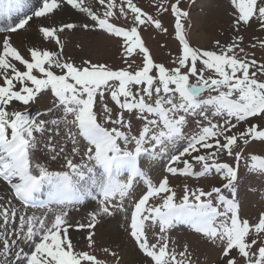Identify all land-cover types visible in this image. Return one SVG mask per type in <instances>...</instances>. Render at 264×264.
Here are the masks:
<instances>
[{
  "label": "snow or ice",
  "instance_id": "obj_1",
  "mask_svg": "<svg viewBox=\"0 0 264 264\" xmlns=\"http://www.w3.org/2000/svg\"><path fill=\"white\" fill-rule=\"evenodd\" d=\"M180 2L156 0L158 16L170 11L175 18L180 48L169 67L154 61L141 38L142 28H167L134 0H40L30 14L29 0H0V17H19L0 38V182L20 204L0 203V264H106L94 251L78 249L69 229H93L99 217L117 212L130 219L127 230L146 264H189L187 245L177 253L169 244L167 233L180 225L220 248L222 264H264V213L250 223L236 199L242 161L249 172L264 175V154L244 151L264 143V125L253 122H264V62L253 51L264 49V39L246 50L241 35L253 21L264 31V0H230L232 35L210 50L191 46L183 23L189 14ZM65 6L91 21L79 25L84 30L122 38L127 66L65 58L60 33L75 29L73 22L39 27L56 49L33 46L26 56L14 46L11 34L34 18L53 19ZM121 18L123 25L114 22ZM133 53L142 54V64L130 71ZM49 93L50 106L33 115L30 105ZM61 136L70 151L56 139ZM41 143L52 160H63L62 170L33 163ZM224 155L234 165L222 162ZM165 156L169 174L200 178L214 170L225 182L208 191L185 184L177 201L167 176L153 183L149 175ZM141 183V195L125 207ZM88 200L97 202L91 223L70 224V208ZM86 241L93 249L94 232Z\"/></svg>",
  "mask_w": 264,
  "mask_h": 264
},
{
  "label": "rangeland",
  "instance_id": "obj_2",
  "mask_svg": "<svg viewBox=\"0 0 264 264\" xmlns=\"http://www.w3.org/2000/svg\"><path fill=\"white\" fill-rule=\"evenodd\" d=\"M39 1L40 0H30L29 4L31 5L29 7H33ZM116 2L119 3V0H116ZM134 2L149 14L158 16L156 12V0H134ZM173 2H175V0H168L169 4ZM94 3L95 0H85V4L91 5ZM179 7L184 11H187L189 14L183 23L186 31V38L191 46L210 50L214 47L215 41L220 40L221 42H224L232 35V22L235 10L231 5L230 0H181ZM26 13H29V9ZM158 18L161 19L163 27L167 28V32L165 33L160 30H155L153 27L142 28V40L145 46L149 49L155 62L163 63L166 66L171 67V61L180 48V45L174 40V38H176L174 31L175 18L170 11L163 15H159ZM68 22L76 23L77 27L73 30L66 29L63 33H60V39L64 44L63 54L65 58H71L77 64L83 60H90L93 63H104L113 69L125 68L127 66L123 57L122 38L112 37L102 31H86L79 27L81 23H91V21L87 20L82 13L71 9L70 6H65L63 12L54 14L53 19L34 18L33 21H30L28 28L33 30L29 32L36 34V38L38 39L34 44L25 42L23 49H25V52L27 48L33 46L49 50L56 49L57 46L54 41H46L42 38V34L39 33V27L48 25L59 26L61 23ZM114 22L118 25L124 24L123 18ZM252 23V27L248 28L247 31L241 32V35L244 36L242 46H245L246 50L251 48V44L256 42L257 38L264 39V31L259 29L255 21ZM3 33L4 31L0 34ZM253 51H255L256 58L259 61L264 62V49L257 47V49H254ZM127 59L129 62H132L133 60L135 61L133 68L129 69L130 71L135 70L138 65L142 64V54L137 55L136 53H133V55ZM51 102L52 97L50 93L48 95H42L38 98L36 103L30 105L29 111L33 115L37 111H44L50 106ZM105 103L115 110L114 102L110 100V97L106 96ZM13 107H19V104H14ZM98 108L99 105H97V109ZM253 122L264 125V122L259 120H254ZM137 123V121H134V125ZM106 126L110 127V125ZM57 140L62 144H67V150H71V143L64 141L62 136L58 137ZM244 151L246 154H264V143L258 141L252 142L248 146H245ZM35 153H37L42 160L40 164L46 166L49 170H62L63 160H52L49 152L45 150L43 143L37 146V149L32 153V157ZM167 159V156L160 158L158 163L154 164L148 171L153 183H158L164 176L168 177L169 185L177 194V201H179L183 195L185 184H187L190 189L202 187L208 191L214 186L221 187L225 182L220 178V174L215 173L214 170L212 173L208 174V176L200 178L169 174L165 169ZM221 161L234 165L233 157H228L227 155L222 156ZM199 167V165H196L194 170L198 171ZM0 186L2 185L0 184ZM139 187L140 186H138L132 194V199L126 200L127 204H125V207H130L133 202L132 200L141 194ZM223 191L226 196L231 198V194L227 190ZM236 199L239 203V214L241 218L248 219L250 223L257 222L260 214L264 213V175L249 172V170L244 167L243 161L239 168ZM150 203L159 204L161 201L159 199H153L150 200ZM83 216L84 211L77 217ZM75 220L71 221V219H68V222L75 223ZM127 222L128 219L125 214L117 212L114 214L113 220L104 221L100 225H96V227H100L107 233V235L109 233L107 230L110 229L111 226L115 227L121 232V236L124 237L122 246L131 247V244L128 241V235H124L126 233L125 227L128 225ZM96 227L92 230H95ZM155 230L157 231V229ZM119 232H115L117 238ZM88 233L89 231L73 232L69 230V236L78 249L94 251L99 259L106 260L104 257L106 253L103 251L104 247H101L102 245L97 246L96 243L93 249L88 248L86 241ZM112 233L113 232H111L109 236ZM148 235L149 239L152 240V232H149ZM167 235L170 248L174 247L177 253L183 251L184 246L187 245L189 253L187 259L189 264H222L220 248L203 239L199 234L195 233L186 225H180L169 230ZM105 239L107 242L109 239L108 236ZM135 248L138 249L136 246ZM135 252L141 254L140 251L138 252L135 250ZM113 253H116V255L113 256L108 254L107 259L109 260L106 264H118L123 257V253L120 249H115ZM233 255L237 254L234 252ZM123 264H127V262L125 261ZM132 264H146V262L133 261ZM240 264H243L242 259H240Z\"/></svg>",
  "mask_w": 264,
  "mask_h": 264
},
{
  "label": "bare ground",
  "instance_id": "obj_3",
  "mask_svg": "<svg viewBox=\"0 0 264 264\" xmlns=\"http://www.w3.org/2000/svg\"><path fill=\"white\" fill-rule=\"evenodd\" d=\"M31 1H34V0H31ZM5 22L6 21H4L3 23H0V26L5 24ZM31 30H33V29H29L28 26H26V29L19 30L17 33L11 34V38H12V42H13L14 46L18 47L19 50L22 52V54H25V55L27 54L25 52V49H23L25 42H30V43L34 44L35 41H37V39H38V38H36L37 37L36 34L29 32ZM5 34L6 33L0 34V38H2L3 35H5ZM101 230L102 229L100 227H96V229L94 230V239H95V244L97 243V246L102 245L101 247H104V249L105 248L109 249V252L106 253V255L104 256L106 258V260H105L106 262L109 260V259H107L108 254L111 255V253H113V251L115 249H120L121 252L123 253V257L121 258V260L119 261L118 264H123L125 261L127 262V264H132L133 261H138V262H144L145 261L146 262V259L141 252H140L141 254H137L135 252V248H134L135 243L133 242L132 239L128 240L131 244V247H127V246L123 247L122 246L124 237L121 236V232H119L118 229L111 226V228L107 230L109 232L108 235L105 231H103V230L101 231ZM111 232H113V233L109 236V234ZM115 232H117V233L119 232V235H118L119 239L115 235ZM107 236L109 239L106 242L105 238Z\"/></svg>",
  "mask_w": 264,
  "mask_h": 264
}]
</instances>
